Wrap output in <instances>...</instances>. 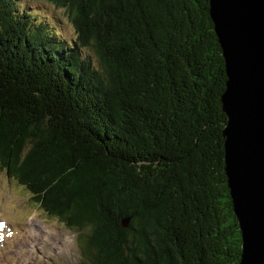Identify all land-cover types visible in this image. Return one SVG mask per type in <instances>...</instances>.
<instances>
[{
	"label": "trees",
	"instance_id": "trees-1",
	"mask_svg": "<svg viewBox=\"0 0 264 264\" xmlns=\"http://www.w3.org/2000/svg\"><path fill=\"white\" fill-rule=\"evenodd\" d=\"M45 1L73 39L0 0V170L78 264H239L209 0Z\"/></svg>",
	"mask_w": 264,
	"mask_h": 264
},
{
	"label": "water",
	"instance_id": "water-1",
	"mask_svg": "<svg viewBox=\"0 0 264 264\" xmlns=\"http://www.w3.org/2000/svg\"><path fill=\"white\" fill-rule=\"evenodd\" d=\"M209 7L227 78L222 135L239 264H264V0H209Z\"/></svg>",
	"mask_w": 264,
	"mask_h": 264
},
{
	"label": "rangeland",
	"instance_id": "rangeland-1",
	"mask_svg": "<svg viewBox=\"0 0 264 264\" xmlns=\"http://www.w3.org/2000/svg\"><path fill=\"white\" fill-rule=\"evenodd\" d=\"M20 1L28 12L50 21L63 38H74L62 10L45 0ZM76 236L46 216L22 186L0 170V264H78Z\"/></svg>",
	"mask_w": 264,
	"mask_h": 264
}]
</instances>
